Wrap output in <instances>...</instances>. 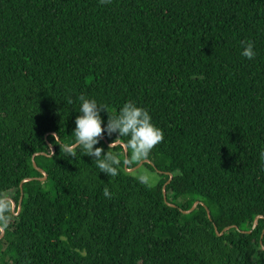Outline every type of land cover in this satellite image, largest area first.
<instances>
[{"label":"trees","instance_id":"1","mask_svg":"<svg viewBox=\"0 0 264 264\" xmlns=\"http://www.w3.org/2000/svg\"><path fill=\"white\" fill-rule=\"evenodd\" d=\"M81 94L149 111L164 138L140 161L161 181L128 173L122 144L97 145L115 177L60 150ZM262 151L264 0H0V202L19 212L2 203L0 264H264Z\"/></svg>","mask_w":264,"mask_h":264},{"label":"clouds","instance_id":"2","mask_svg":"<svg viewBox=\"0 0 264 264\" xmlns=\"http://www.w3.org/2000/svg\"><path fill=\"white\" fill-rule=\"evenodd\" d=\"M241 43L244 45L241 55L249 60L254 59L256 56L254 43ZM78 100L80 102L79 115L76 116L75 129L72 132L74 142L58 141L59 136L53 134L54 143L59 145L60 150L68 158L76 159L75 150L81 149L87 156L96 160L100 172L115 177L119 174L120 159L109 151L105 153L103 146H97L101 144L105 136L116 135V140L121 137H128L126 147L131 154L130 159L133 161L147 157L164 138L163 131L154 124L149 111L138 106L134 101H127L119 109L118 114H111L106 105L99 103L94 98L90 99L81 94ZM68 103H72V101L69 100ZM105 111L109 113L107 121L102 115ZM112 147H114L113 143L109 148ZM260 158L264 161V151L260 153ZM128 162L125 161V163ZM138 179L141 183L147 181L146 175H141ZM103 195L109 199L112 197L108 188L104 189ZM3 211L4 208L0 207V212Z\"/></svg>","mask_w":264,"mask_h":264},{"label":"water","instance_id":"3","mask_svg":"<svg viewBox=\"0 0 264 264\" xmlns=\"http://www.w3.org/2000/svg\"><path fill=\"white\" fill-rule=\"evenodd\" d=\"M104 140L106 141V143L110 146L112 143L107 139V137L105 136L104 137ZM114 144V146H117V145H120V144H122V145H124V147H125V152H126V161H129V151H128V149H127V147H126V143H124V142H115V143H113ZM52 148H53V152H55V147L54 146H52ZM38 154H46V153H44V152H42V153H37V154H35L34 155V157H33V163H34V166L44 175L43 177H31V178H28V179H26V180H24L23 182H22V184H21V189H22V196H21V199H20V207H19V211H20V209H21V204H22V202H23V199H24V184H25V182L26 181H31V180H40V181H45L46 179H48V174H47V172L44 170V169H42V168H40L39 166H38V164L36 163V156L38 155ZM143 163H150L159 173H162L163 171H161V170H159V168L155 165V163L154 162H152L151 160H149V159H145V160H143L142 161V163H141V165L143 164ZM125 166H126V169L127 170H133V169H136L137 167H133V168H129L128 166H129V162L128 163H126L125 164ZM169 174L171 175V178H170V180L164 185V188H163V190H164V195H165V199H166V201L168 202V194H167V186L170 184V182L172 181V178H173V174L172 173H170L169 172ZM6 200H10V201H12L13 202V212L14 213H16V209H17V203L12 199V198H5V199H3L1 202H0V207H2V203L4 202V201H6ZM169 203V205H171V206H173V207H176L177 205H175V204H172V203H170V202H168ZM200 204H203L204 205V203H202L200 200H198V201H196L195 202V204L193 205V207L191 208V209H189V210H182L183 211V213H185V214H188V213H192V212H194L196 209H197V207L200 205ZM207 210H208V213H209V217H210V219L212 220L213 218H212V215H211V211H210V209L207 207ZM19 213V212H18ZM18 213H16V214H18ZM0 215H1V212H0ZM260 217H262V216H259V217H257V219H256V221H255V223H254V227L253 228H256L257 227V225H258V223H259V219H260ZM233 227H236V226H229V227H226L225 229H224V231H222V232H220L219 231V229H218V227H217V225H215V228H216V231H217V233H218V235H223L226 231H228V230H230L231 228H233ZM0 230L2 231V233H1V235H0V240L2 239V238H4V236H5V234H6V230H5V228L3 227V226H1L0 225ZM249 232H251V231H249ZM264 236V234L262 235V237ZM261 244H262V246H263V249H264V243H263V240L261 241Z\"/></svg>","mask_w":264,"mask_h":264},{"label":"rangeland","instance_id":"4","mask_svg":"<svg viewBox=\"0 0 264 264\" xmlns=\"http://www.w3.org/2000/svg\"><path fill=\"white\" fill-rule=\"evenodd\" d=\"M136 164L135 167H137L136 169L133 170H127L126 171L136 177H139L141 175H146L147 177V183L150 185H155L157 184L159 181L162 180L163 176L159 173V172H154L152 170H150L148 167L145 166V163H142V161L140 160H134ZM51 182H46V187L49 188L51 186ZM16 195L15 191H11L8 195H6L8 198H14V196Z\"/></svg>","mask_w":264,"mask_h":264}]
</instances>
